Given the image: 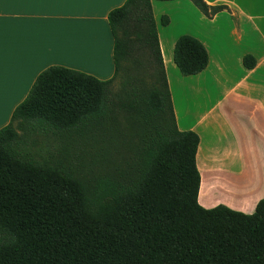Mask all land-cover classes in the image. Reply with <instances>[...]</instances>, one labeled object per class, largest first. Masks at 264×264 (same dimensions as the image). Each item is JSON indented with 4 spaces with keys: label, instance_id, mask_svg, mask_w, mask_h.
Returning <instances> with one entry per match:
<instances>
[{
    "label": "trees",
    "instance_id": "16d2710c",
    "mask_svg": "<svg viewBox=\"0 0 264 264\" xmlns=\"http://www.w3.org/2000/svg\"><path fill=\"white\" fill-rule=\"evenodd\" d=\"M152 1L109 13L111 79L49 67L0 129V264H264V199L252 214L199 203L200 137L178 128ZM190 1L208 19L232 13ZM173 59L184 77L210 61L188 34ZM243 65L256 59L245 55ZM42 131L108 141L97 147L99 176L88 182L26 153Z\"/></svg>",
    "mask_w": 264,
    "mask_h": 264
},
{
    "label": "crops",
    "instance_id": "0c3cea01",
    "mask_svg": "<svg viewBox=\"0 0 264 264\" xmlns=\"http://www.w3.org/2000/svg\"><path fill=\"white\" fill-rule=\"evenodd\" d=\"M127 0H0V129L43 71L61 66L100 80L115 74L109 13ZM227 6L212 19L190 0H153L177 125L200 137L199 203L252 214L264 199V0H204ZM189 23L172 32L174 14ZM169 15L164 27L160 19ZM192 16L195 20H191ZM199 39L208 67L184 77L174 63L179 36ZM256 66L243 65L245 55Z\"/></svg>",
    "mask_w": 264,
    "mask_h": 264
},
{
    "label": "rangeland",
    "instance_id": "374dc122",
    "mask_svg": "<svg viewBox=\"0 0 264 264\" xmlns=\"http://www.w3.org/2000/svg\"><path fill=\"white\" fill-rule=\"evenodd\" d=\"M191 20H195L193 16ZM188 26L189 23L181 19L178 13L174 14L172 32L176 34ZM119 83V80L114 82L113 91H118ZM106 145L109 148L108 141L107 144L100 142L98 145V142H93L88 136L81 137L74 131L65 135L42 131L30 136L23 149L38 162L62 165L83 180L90 182L99 176L97 147ZM109 151L114 153L111 147Z\"/></svg>",
    "mask_w": 264,
    "mask_h": 264
}]
</instances>
